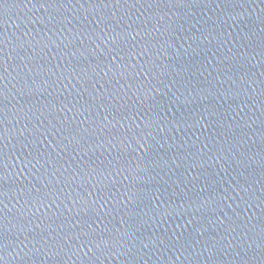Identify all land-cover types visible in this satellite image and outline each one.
Listing matches in <instances>:
<instances>
[{
    "label": "water",
    "instance_id": "1",
    "mask_svg": "<svg viewBox=\"0 0 264 264\" xmlns=\"http://www.w3.org/2000/svg\"><path fill=\"white\" fill-rule=\"evenodd\" d=\"M0 264H264V232L147 188L0 107Z\"/></svg>",
    "mask_w": 264,
    "mask_h": 264
}]
</instances>
